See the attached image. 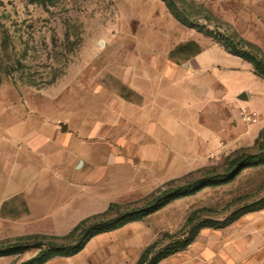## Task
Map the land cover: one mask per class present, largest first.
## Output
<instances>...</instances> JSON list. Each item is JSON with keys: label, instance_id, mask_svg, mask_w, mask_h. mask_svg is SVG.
Wrapping results in <instances>:
<instances>
[{"label": "rangeland", "instance_id": "rangeland-1", "mask_svg": "<svg viewBox=\"0 0 264 264\" xmlns=\"http://www.w3.org/2000/svg\"><path fill=\"white\" fill-rule=\"evenodd\" d=\"M177 3L209 33L182 23L164 0H0V138L11 139L1 153L3 163H12L0 168V246L26 236L67 235L112 202L140 204L170 180L222 171L238 153L259 149L264 125L240 95L249 89L263 106L264 83L248 66L264 76L229 53L221 35L264 61V0ZM139 68L153 76L169 69L186 75L165 95L159 85L151 92L157 103L181 108L186 99L196 104L204 91L201 111L160 139L145 134L139 140L140 129L155 126L141 122L139 106L148 100L133 86ZM189 82L198 83L180 92ZM244 108L255 111L256 120H244ZM263 195L264 161L43 264H136L147 245H165L166 233L179 236L192 212L199 220L223 219ZM245 214L231 227L199 231L185 250L236 241L256 219L246 221ZM37 251L30 246L0 255V264H19Z\"/></svg>", "mask_w": 264, "mask_h": 264}, {"label": "trees", "instance_id": "trees-1", "mask_svg": "<svg viewBox=\"0 0 264 264\" xmlns=\"http://www.w3.org/2000/svg\"><path fill=\"white\" fill-rule=\"evenodd\" d=\"M164 1L174 16L182 23L209 33L204 24H197V21L190 19L189 15L177 3V0ZM221 37L228 52L251 61L255 66L256 73L264 76V61L259 56L253 54L245 45H239L231 38H225L222 35ZM241 41L245 44L254 45L245 39H241ZM258 142L259 149L257 151L238 153L228 160L222 171L209 170L199 176H193L179 182L170 180L163 188H160L140 204L122 207L119 203L112 202L105 212L81 220L67 235L35 236L36 238L34 237L33 240L30 239L31 236L21 237L17 242L0 246V255L17 253L30 246L38 248L37 253L19 264H43L54 256L74 255L96 234L116 229L131 221L140 220L175 198L194 193L208 185L229 181L235 178L244 166L264 161V127L260 131ZM261 208H264V195L237 207L223 219L206 218L199 220L195 218L194 211L188 216L183 227L184 230L180 231L179 236L166 233L171 237V240L165 245L158 247V241L147 245L141 252L136 264H158L163 258L186 249L195 240L202 228L225 227L244 213Z\"/></svg>", "mask_w": 264, "mask_h": 264}, {"label": "crops", "instance_id": "crops-1", "mask_svg": "<svg viewBox=\"0 0 264 264\" xmlns=\"http://www.w3.org/2000/svg\"><path fill=\"white\" fill-rule=\"evenodd\" d=\"M199 52L200 51L197 50L194 56L196 57ZM235 56L240 57L238 55ZM150 57L140 55L141 60ZM248 68L252 72V75L256 77V79H259L264 83V79L262 77L254 74L250 66H248ZM138 71L139 74L135 75L133 78V86L140 92V94L145 97L144 100H148L146 101L147 103L140 104L139 106V108L141 109V122L143 125L151 126L152 122L155 125L154 128L151 126V128H147L144 130L140 129V134H138L139 140L144 139L143 135L145 134L151 138L153 137L155 139H160L167 132L169 133L174 131V123H176L178 120L184 122L187 115H193V112H195V114H198V112L201 111L203 101L205 99L204 91L202 93L200 101H198L196 104L189 99H186L185 104L181 108L174 105L168 107L167 105L165 106L157 103L156 93L153 94L151 92L153 86L156 85L155 87H157V85H159L160 87L163 86V90L159 91L160 94L165 95V92H168L166 91L169 88L168 85H170V87H175L181 84V82H183L182 79H186L187 76L182 75L180 71L169 69L167 72L161 71V75L157 74L155 76H153L154 74L152 73V70L150 68H139ZM151 75L153 78H158L157 76L160 77V80H157V84L154 83L156 79H152ZM166 79L169 80L170 83L165 82ZM197 83L198 82H189L188 85L184 87L186 88V90H184V88H181L182 90L180 92L190 93L191 91H188V87H190V85L192 87L196 86L195 84ZM146 89H149V91H146ZM244 90L245 97L240 101L244 105H248V108L250 110H255L257 112V122H260V125L262 127L264 125V105L261 106L257 104L255 97L249 89ZM235 94H238V91ZM219 95L220 94L218 93V97H220ZM152 109L160 110L157 112H153L151 111ZM5 141L10 142L11 139L7 137L0 138V168H12V163L9 162L10 160H5V163H3V159L5 158V156L2 155L1 151L11 146L5 145ZM81 163L82 160H79L77 166H79ZM255 211L257 210L249 211L244 215V219L246 221L248 220V217H250V215H253L254 217H256V219L250 225L247 224L245 226V229L241 232L238 238H236V241L229 239H225L224 241L214 240L212 244L198 245L194 251L190 250L192 247L190 246V249H184L185 251H178L163 258L158 262V264H177L176 262H179L180 264H263L264 208H261L259 210V214H251L255 213ZM231 225L233 224L222 227V229L231 227ZM207 228L208 227L202 228L200 232L205 231V229ZM192 253H194L195 255H192Z\"/></svg>", "mask_w": 264, "mask_h": 264}, {"label": "built area", "instance_id": "built-area-1", "mask_svg": "<svg viewBox=\"0 0 264 264\" xmlns=\"http://www.w3.org/2000/svg\"><path fill=\"white\" fill-rule=\"evenodd\" d=\"M256 112L255 111H247L245 108L241 111V117L244 120H256Z\"/></svg>", "mask_w": 264, "mask_h": 264}, {"label": "water", "instance_id": "water-1", "mask_svg": "<svg viewBox=\"0 0 264 264\" xmlns=\"http://www.w3.org/2000/svg\"><path fill=\"white\" fill-rule=\"evenodd\" d=\"M240 97L241 98H244V94H241ZM65 129H66V124L65 123H62V130H65Z\"/></svg>", "mask_w": 264, "mask_h": 264}]
</instances>
